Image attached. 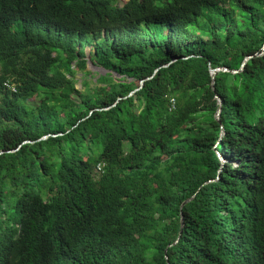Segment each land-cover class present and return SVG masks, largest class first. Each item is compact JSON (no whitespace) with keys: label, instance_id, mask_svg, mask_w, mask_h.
<instances>
[{"label":"trees","instance_id":"1","mask_svg":"<svg viewBox=\"0 0 264 264\" xmlns=\"http://www.w3.org/2000/svg\"><path fill=\"white\" fill-rule=\"evenodd\" d=\"M263 47L264 0H0V264H264Z\"/></svg>","mask_w":264,"mask_h":264},{"label":"rangeland","instance_id":"2","mask_svg":"<svg viewBox=\"0 0 264 264\" xmlns=\"http://www.w3.org/2000/svg\"><path fill=\"white\" fill-rule=\"evenodd\" d=\"M91 52V47L86 48V66L85 69L80 72H76L75 79H76V88L79 90L84 91L85 89V84L88 85L89 88L93 87L96 84L97 79L101 75L107 74V71L102 69L99 65L95 63V61H90L89 59V53ZM117 79L118 77L115 75H112Z\"/></svg>","mask_w":264,"mask_h":264},{"label":"water","instance_id":"3","mask_svg":"<svg viewBox=\"0 0 264 264\" xmlns=\"http://www.w3.org/2000/svg\"><path fill=\"white\" fill-rule=\"evenodd\" d=\"M262 51L264 52V47L262 48ZM262 54V53H261ZM252 58L251 56H247L242 65H241V68L238 70V71H230L231 73H237V72H240L242 71V69L244 68L246 62ZM219 71H227L226 69H220V68H217V69H210V74H211V85H213V79H214V75L215 73L219 72ZM142 83V82H141ZM212 89H213V86H212ZM217 99V102H218V109L216 111V114H215V119L217 122H220V112H221V100L220 98L216 97ZM195 195H192L190 198L186 199L185 201L182 202V204L180 205V208L182 209V207H184V205H186L187 203L191 202L193 199H194ZM182 228H183V217L182 215L180 216V228H179V232H178V237L176 239V241L174 242L177 243L178 239L180 238L181 236V233H182Z\"/></svg>","mask_w":264,"mask_h":264}]
</instances>
